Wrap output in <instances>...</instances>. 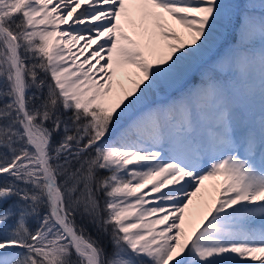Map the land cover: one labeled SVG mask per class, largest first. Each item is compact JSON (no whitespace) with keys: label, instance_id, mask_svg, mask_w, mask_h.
Here are the masks:
<instances>
[{"label":"snow or ice","instance_id":"obj_1","mask_svg":"<svg viewBox=\"0 0 264 264\" xmlns=\"http://www.w3.org/2000/svg\"><path fill=\"white\" fill-rule=\"evenodd\" d=\"M0 264H264V0H0Z\"/></svg>","mask_w":264,"mask_h":264},{"label":"bare ground","instance_id":"obj_2","mask_svg":"<svg viewBox=\"0 0 264 264\" xmlns=\"http://www.w3.org/2000/svg\"><path fill=\"white\" fill-rule=\"evenodd\" d=\"M129 31L130 35H134L131 30L126 29ZM125 86H128L125 82ZM214 181H206L205 182V189L202 190L201 193H198L196 197L193 198V203L189 206L186 210V215L196 217L199 212L203 210V201L207 199L209 192L211 191V185Z\"/></svg>","mask_w":264,"mask_h":264}]
</instances>
